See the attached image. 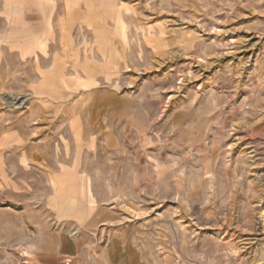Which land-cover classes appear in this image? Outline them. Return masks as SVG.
Here are the masks:
<instances>
[{"label": "rangeland", "instance_id": "rangeland-1", "mask_svg": "<svg viewBox=\"0 0 264 264\" xmlns=\"http://www.w3.org/2000/svg\"><path fill=\"white\" fill-rule=\"evenodd\" d=\"M0 264H264V0H0Z\"/></svg>", "mask_w": 264, "mask_h": 264}]
</instances>
